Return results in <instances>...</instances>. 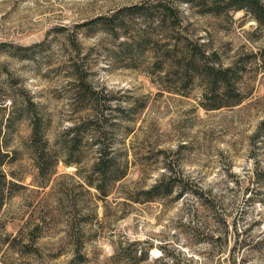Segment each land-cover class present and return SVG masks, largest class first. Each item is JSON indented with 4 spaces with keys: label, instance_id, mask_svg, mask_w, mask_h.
<instances>
[{
    "label": "rangeland",
    "instance_id": "374dc122",
    "mask_svg": "<svg viewBox=\"0 0 264 264\" xmlns=\"http://www.w3.org/2000/svg\"><path fill=\"white\" fill-rule=\"evenodd\" d=\"M207 7L0 0V264H264V25ZM186 41L199 73L165 63Z\"/></svg>",
    "mask_w": 264,
    "mask_h": 264
},
{
    "label": "trees",
    "instance_id": "16d2710c",
    "mask_svg": "<svg viewBox=\"0 0 264 264\" xmlns=\"http://www.w3.org/2000/svg\"><path fill=\"white\" fill-rule=\"evenodd\" d=\"M184 1V3H186L188 6L190 7H194L196 8L199 12L201 13H213L215 15L219 14L220 11L218 9H213V8H208L207 4L209 3V1L212 2H217L219 0H182ZM230 7H232V9H247L252 15L253 18L261 25H264V6L258 1V0H226ZM134 9L140 10L141 6H133ZM156 11L158 14L157 17V21L161 24H163L166 21L167 17H171L174 20H179L178 18V14H177V10L175 8L174 5H169V2L167 1V3L165 1H161L158 2V5L156 6ZM168 13H170V15H168ZM180 24L179 23H174L171 25V27H169L168 30H176L177 27H179ZM179 40H173V42L176 45H179L180 43H177ZM183 46L179 49L175 48L173 51L172 50H168L166 53L168 60L165 61V63L175 67L177 69L178 72H180L181 74H193V73H199L201 70L199 67L196 66V62L194 59V56L190 54V48L188 46V42H184L181 43ZM175 45V46H176ZM172 53V54H171ZM178 58V62L176 63V65L173 64V60L172 59H176ZM172 63V64H171ZM208 75V84H213L216 82L215 79V71H209L206 72ZM178 74V73H177ZM222 82L226 83V74H224L221 78ZM83 91V89H82ZM102 113V114H101ZM103 115V112L100 111V115L98 114V111L94 110H89V112H87L84 115L80 116V123L84 124V125H89V129L91 130V127H93L95 130L97 131V124L101 123L100 119ZM11 119H9L10 122ZM33 132H32V136L33 138H36V136L38 135V125L37 123L34 124V122L38 119H36L33 116ZM93 125V126H90ZM78 128V122H76L75 124H72L71 126V130H76ZM89 129H87V131H89ZM0 137H1V124H0ZM67 152H65V154L71 156L73 155V150L72 148L66 150ZM112 148L110 147H106L104 146L103 142H99V145H97V148L95 150V157H94V162L92 167L95 169H98V171L101 172L102 176H101V181H100V185H104V183H106V179L105 175H107L108 173H111L112 178H115V173H116V166H115V158H114V154H112ZM110 155V156H109ZM5 154H1L0 152V164L3 162V159L5 158ZM3 176V175H2ZM167 180V181H166ZM103 183V184H102ZM90 185L95 186L96 189H101V186L98 184H92L89 183ZM179 190H180V194L185 191L186 189L184 188V186H178ZM172 188V185L170 184V180L169 178H167L166 176H163V179L158 180L149 190V193H155L157 192L158 195V190L159 189H164V191L166 193H168L170 191V189ZM207 209H210V207H206ZM238 243V242H237ZM239 244L242 247H246L247 244L245 242V240H241L239 242ZM140 245V242H133L130 243L128 246L132 247L133 250V255L132 256H136V253H138V247ZM143 250H141V248H139V253L141 254Z\"/></svg>",
    "mask_w": 264,
    "mask_h": 264
}]
</instances>
